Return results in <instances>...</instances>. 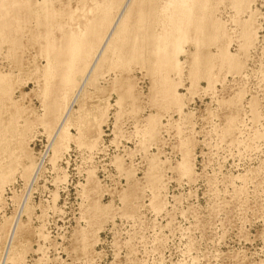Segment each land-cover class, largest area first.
Returning <instances> with one entry per match:
<instances>
[{
	"label": "rangeland",
	"instance_id": "374dc122",
	"mask_svg": "<svg viewBox=\"0 0 264 264\" xmlns=\"http://www.w3.org/2000/svg\"><path fill=\"white\" fill-rule=\"evenodd\" d=\"M19 1L15 48L0 36V264H264V0H198L220 28L212 44L192 30L164 74L152 52L123 65L96 48L61 94L45 46L107 3L104 39L129 0ZM170 1L151 7L173 13ZM172 20L151 16V35Z\"/></svg>",
	"mask_w": 264,
	"mask_h": 264
},
{
	"label": "bare ground",
	"instance_id": "6f19581e",
	"mask_svg": "<svg viewBox=\"0 0 264 264\" xmlns=\"http://www.w3.org/2000/svg\"><path fill=\"white\" fill-rule=\"evenodd\" d=\"M18 2H20V1L19 0L0 1V14H1V16L3 18H6L8 16L11 17L8 20H6V19L0 20V36L7 43H9L12 46V48L13 47L15 48L16 43H17V41H16L17 38L15 37L14 34L15 33L17 34L18 29H19L18 27H20V24H22L21 21H23V20L19 19L20 10L23 9V7H29L28 5H26L23 2H21L22 3V4H20L21 6L15 7L14 4H17ZM113 2H115V1L113 0ZM151 3H153V2H151V0H148V4H147L148 9L145 10L144 6L146 4V1L129 0L123 9V12L120 13V16L118 15V17H119V19L117 17L118 21L117 20H115V22L113 21L114 23H112V27H111V29H109L110 31L107 34V36L105 35L106 37H104V39H102L100 36L101 31L103 30L102 28H104V27L107 28L110 26V24L112 22L110 20L111 11L113 9V6H115V5L110 6V4H107V3H106V5H108V6L105 7L104 6L105 4L101 6V7L104 6V9H103V11H101V13H100V10H102V8H100L101 4L96 8L97 10H98V8H100L99 11H96V12L100 13V16H99V18L97 17L98 19L94 23H91V24L85 26V29H84L85 31L79 32V33L70 32V33H66V34H65V32H63L64 33V35H63L64 39L62 42L60 40L61 43H59V44L55 43V39H54V42H50V41L48 42V38H50V37H48L47 41H46V42H48V45H47V47L45 46V48H46L45 50H46V52H48V53H46V55L49 54V55H47V58L49 57L48 58L49 61H48V65L46 68V77L51 78V79H57L58 85H56L54 88L58 89L59 94H61V92L67 91L68 88L73 87L75 85V83H74L75 81L81 82V80L84 78L85 74L90 70L89 68H90V62H91V57H90L91 52L96 48L98 50H104V49L110 50L109 52H111L115 55L116 54L119 55L118 58H116L115 60L119 59L118 62L123 63V65H126L132 61L140 60L142 57L144 58V55H143L144 52H147L150 55L152 52V55L154 54L157 57L153 66L157 67V69L159 68L158 70L161 73L163 71H165V73H167L166 71H168L169 69L172 70V68L174 69L175 66L178 64L176 55L180 51V46H181V43H183L184 39L187 40L189 38V36H190V35H188L189 32L194 30V33H195L194 34V36H195L194 42L195 41L197 43L200 42L201 45H202L201 40L203 41V39H206V40H204L205 42L207 41L210 43H211V41L216 40L217 36H207L206 37L205 33H207L206 32L207 29H208L207 30L208 32L209 31L219 32L220 28L218 25H215L216 27L211 28L210 25L207 26L203 23L202 20H204L205 12H207V11L205 9L204 4L199 5L198 0H171L169 2L170 6H168V8L173 7V9H174L173 13H168V12H159L158 13L155 10L156 6L153 5V7H151ZM122 5H123V3H122ZM43 6L46 7L45 4ZM151 8L153 9V11H151ZM115 11H116V9H115ZM32 12H34V11H32ZM48 14L43 16L44 17V23L43 24L47 23V19L50 17ZM38 15H39V13H38ZM158 15H163V16H169L170 15V18H173V20L170 22V23H172L171 28L168 30H163V33L160 36L159 35L158 36L157 35H151V30H150L151 29V16H158ZM132 17H135V23L131 24L133 26L130 27V26H128L127 22H128V20L132 19ZM40 23H42L41 20H40ZM50 26H51V24H50ZM47 29H48V27H47ZM60 29H61V27H60ZM144 29H145V31L142 33V31ZM213 29H218V31L213 30ZM49 35H50V33H49ZM246 36L247 35H245V40L248 41L249 37H246ZM44 37H46V36H44ZM89 37H90V39H88ZM247 41H245V42L247 43ZM197 43H195V44L197 45ZM170 47L173 48V50L168 52V48H170ZM115 55H114V57H115ZM107 57H109V56H107ZM107 57H104V59ZM112 57H113V55H112ZM110 58H107L105 60L107 61ZM220 58H221L222 62L226 65V68L236 69V67L238 66L237 61L235 59L231 58L230 56H228L224 50L220 53ZM100 59H101V62L107 63L106 61H103L104 59L102 57ZM100 59L98 60V63H96L95 68L98 67ZM146 60H147V58H146ZM121 61H123V62H121ZM111 62H112V60H111ZM105 63H100V64H101V66H103L102 64H105ZM144 66H142V67H144ZM116 67L118 68V66H116ZM201 67L202 66L199 65L198 57H195L194 65L192 68V73L194 75H197V74H199L200 71H202V73L208 74L209 67L206 66L205 69L201 68ZM122 70H124V69H122ZM151 70L152 69L150 67V72H151ZM162 74H164V73H162ZM162 74H161V77H162ZM204 74H202V75H204ZM1 76H3V75H1ZM1 76H0V94L2 92H4L3 84L5 85V83H4L5 79L3 80V77H5V76H3V77H1ZM160 80L162 81V83H161V86H162L161 94L164 97L170 98V96H172V98L175 99L176 97L171 95L173 93H171V84L169 83L167 76L162 77ZM54 90H56V89H54ZM55 92L56 91H54V93ZM55 95H57V93H55ZM60 96L61 95H59L58 98H54L53 102H51L50 104L47 103L45 105L47 108V111H49L50 113H53L54 111H56V109H59L60 105H59L58 99L60 98ZM184 170H186L188 172L187 167H185Z\"/></svg>",
	"mask_w": 264,
	"mask_h": 264
}]
</instances>
